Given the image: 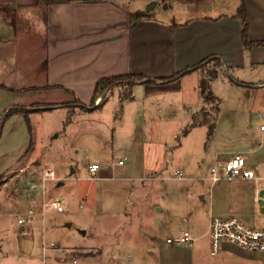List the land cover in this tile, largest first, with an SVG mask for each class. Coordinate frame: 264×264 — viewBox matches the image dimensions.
<instances>
[{"label": "rangeland", "instance_id": "1", "mask_svg": "<svg viewBox=\"0 0 264 264\" xmlns=\"http://www.w3.org/2000/svg\"><path fill=\"white\" fill-rule=\"evenodd\" d=\"M114 1L159 18L169 16L160 0ZM46 4L48 0H0V86L5 88L0 87V264H75L96 249L110 264L107 258L117 245L119 264H125L130 254L125 246L151 243V238L165 242L189 229L188 221L195 217L192 235H202L196 242L202 248L209 245L210 217L234 216L264 227V208L254 207L252 182L210 180L211 168L236 154L244 155L252 169L264 171L263 69L228 72L221 67L209 88L218 100L217 111L215 103L201 100L199 81L192 75L181 93L175 89L147 97L136 92L129 102L115 88L100 108L79 112L84 110L62 89L20 90L36 83L30 71L45 49L36 29L43 25ZM174 15L177 21L184 18L180 12ZM25 67L21 80L13 78L16 68ZM38 101L70 103L72 108H36L28 121L20 113L5 117L6 108ZM119 160H124L122 166ZM94 162L110 170L107 177H99L102 170L90 177ZM176 169L181 178L174 175ZM50 170L56 179L41 182ZM50 198L60 199L63 212L46 211L44 228L37 222L32 229L17 224L30 208L40 213ZM43 244L62 252L44 255ZM238 263L264 262L240 258Z\"/></svg>", "mask_w": 264, "mask_h": 264}, {"label": "crops", "instance_id": "2", "mask_svg": "<svg viewBox=\"0 0 264 264\" xmlns=\"http://www.w3.org/2000/svg\"><path fill=\"white\" fill-rule=\"evenodd\" d=\"M160 1L163 11L169 15L167 18H159L148 11L145 12L147 18L131 25L129 15L143 10L129 9L123 1L48 0L43 25L40 30L36 29L41 32L45 46L42 56L38 57L35 67L30 71L31 78L36 77V83L23 87H35L39 90L24 92H48L58 86L70 91L72 97L88 105L99 79L133 73L142 74L153 81L133 86L132 96L127 99L129 102L135 100L136 92H144L147 97L163 96L175 89L181 93L188 77L193 75L198 82L201 71L183 75L171 82L163 81L162 78H168L213 54L222 58L228 72L230 69L252 66L260 67L264 74V45L248 50L241 45L240 23L234 18L239 0ZM155 4H158V0ZM246 10L249 39L264 40V0H246ZM177 12L184 18L177 21L174 15ZM2 49L6 51L7 47L3 45ZM8 57L6 55V60ZM6 60L4 64L8 63ZM26 67L23 71L16 68L13 78L21 80ZM38 103L47 104L38 101L23 106L32 110L28 118L31 113L38 112L31 106ZM41 111L49 110L44 108ZM132 118L137 117L134 115ZM100 170V178H105L110 173L106 172L109 169L99 165L98 172ZM159 211L164 209L160 208ZM211 218L207 220L208 235ZM196 224L195 217L192 222L188 221L189 229L183 231L192 235ZM201 236H193L195 242L190 247H172L152 238L149 239L151 243L135 241L136 244L125 246L130 254L124 263L239 264L240 258L264 262V252L249 251L229 242L223 244L220 255L211 256L209 245L202 248L196 244ZM96 251L98 254L82 256L75 264H105L102 251ZM119 253L117 245L113 254L107 258L108 263L119 264Z\"/></svg>", "mask_w": 264, "mask_h": 264}, {"label": "built area", "instance_id": "3", "mask_svg": "<svg viewBox=\"0 0 264 264\" xmlns=\"http://www.w3.org/2000/svg\"><path fill=\"white\" fill-rule=\"evenodd\" d=\"M102 99L99 95L94 104L98 105ZM124 160H119L118 165H123ZM99 170V165L94 163L89 168L90 177H94ZM181 170L177 169L174 172L176 178H181ZM56 176L53 171L44 172L40 180L45 183L46 181L55 180ZM241 179L249 181L254 184L253 204L254 207L264 208V171L252 169L246 161V157L241 154H236L228 159L219 162L215 167L210 170V180L216 183L220 180L232 181ZM43 197H45L43 195ZM55 211L57 213L63 212V206L60 199L50 198L42 203L40 213H36L33 209H28L25 215L17 219V224L22 227L32 229L34 222L40 223L44 228L45 212ZM37 215V219L36 216ZM25 233V231H22ZM209 253L211 256H218L221 253L223 244L226 242L232 243L243 249L253 252H264V227L249 226L238 218L231 216L226 218L212 217L209 222ZM195 239L188 231L168 237L165 243L172 247L186 246L190 247L194 244ZM42 252L46 255L49 252L61 253L62 248L56 247L53 244L42 245Z\"/></svg>", "mask_w": 264, "mask_h": 264}, {"label": "trees", "instance_id": "4", "mask_svg": "<svg viewBox=\"0 0 264 264\" xmlns=\"http://www.w3.org/2000/svg\"><path fill=\"white\" fill-rule=\"evenodd\" d=\"M131 25H135L139 20H142L144 18H147L148 15L143 11H136L134 13H131L130 15ZM235 18H237L240 22V38L241 43L243 46V49L248 50L256 46L264 45V40L262 41H251L248 37V16H247V10H246V0H239V6L235 13ZM221 67H224V63L221 57L217 55H209L205 58H203L198 63L194 64L193 66L187 67L182 71L175 72L172 76L168 78H162L163 81L171 82L179 79L183 75L190 74L194 71L200 70L202 71V76L199 79V90L200 94L204 101L206 102H212L215 103L216 111H217V103L218 100L216 96L213 95V93L210 91V81L217 77L219 73V69ZM153 80L150 78H147L146 76L142 74H126V75H119V76H112V77H106L101 78L97 81L95 85V89L91 98V101L88 105L83 104L79 100H77L75 97H72L73 103H75V107L79 108L80 110H95L100 108L105 101L108 98V95L112 93V91L116 89H120V91H123L122 93V100L130 99L132 96V87L139 83H151ZM4 88V86H0ZM53 88H60L58 86H54ZM5 89V88H4ZM21 91H27V90H39V88H28V89H20ZM64 91L71 93L68 90ZM71 95V94H70ZM102 95V99L98 105L94 104V100L99 96ZM69 108L70 103H48V104H36L34 105V109L45 108L46 110H52L56 108ZM72 108V106L70 107ZM31 110L24 108L22 106H16L11 107L5 111V117H8L10 114H23L25 117H28V114ZM28 121V119H27ZM70 122V114L68 113L65 123ZM1 123V122H0ZM197 124V122H193L191 126H194ZM213 131V125H209V133ZM187 130L182 131L183 134H185ZM3 182L0 178V187L2 186Z\"/></svg>", "mask_w": 264, "mask_h": 264}, {"label": "water", "instance_id": "5", "mask_svg": "<svg viewBox=\"0 0 264 264\" xmlns=\"http://www.w3.org/2000/svg\"><path fill=\"white\" fill-rule=\"evenodd\" d=\"M148 12V11H147ZM62 183H59V185H61ZM69 257V256H68Z\"/></svg>", "mask_w": 264, "mask_h": 264}]
</instances>
